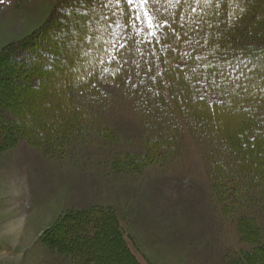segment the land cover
Listing matches in <instances>:
<instances>
[{"label":"trees","instance_id":"16d2710c","mask_svg":"<svg viewBox=\"0 0 264 264\" xmlns=\"http://www.w3.org/2000/svg\"><path fill=\"white\" fill-rule=\"evenodd\" d=\"M58 3L64 4L63 13L55 6L43 26L0 52L1 143L24 140L46 155H60L85 120L73 95L96 96L100 83L110 81L138 101L141 114L168 123L147 143L146 162L154 163L163 146L175 142L180 125L169 120L174 109L206 148L218 200L241 207L257 193L264 210V93L235 83L238 78L248 83L239 75L244 66L264 74V0H151L150 37L138 30L137 19L125 18V10L134 9L126 2ZM51 77L59 92L46 89L44 81ZM250 79L264 87L259 77ZM37 96L40 107L26 108L35 118L25 121L24 103ZM229 116L237 120L231 128ZM71 221L62 248L76 264H140L111 209L83 210ZM237 225L240 241L251 248L239 251L231 264H264L254 218L239 217Z\"/></svg>","mask_w":264,"mask_h":264},{"label":"rangeland","instance_id":"374dc122","mask_svg":"<svg viewBox=\"0 0 264 264\" xmlns=\"http://www.w3.org/2000/svg\"><path fill=\"white\" fill-rule=\"evenodd\" d=\"M57 1L0 0V52L43 26ZM132 7L143 16L137 19L138 30L150 37L146 5L136 0ZM64 30L66 37H73L72 28ZM113 30L119 35V22ZM44 85L59 92L53 77ZM99 88L98 95L84 100L73 95L85 120L60 155H46L24 140L0 141V264H76L63 251L62 237L68 235L64 229L76 213L96 207L113 211L140 264H231L239 251L251 248L240 241L237 219L242 216L254 218L257 240L264 245L259 195H251L255 199L241 207L218 200L206 148L194 138L189 123L173 109L169 120L180 125L175 142L164 145L154 163L146 162L147 143L168 123L141 114L138 101L115 83H100ZM30 104L39 108L40 98L24 108ZM22 116L25 121L35 118L27 109ZM261 158L264 162V153ZM15 180L18 191L11 188Z\"/></svg>","mask_w":264,"mask_h":264},{"label":"snow or ice","instance_id":"6c2138e0","mask_svg":"<svg viewBox=\"0 0 264 264\" xmlns=\"http://www.w3.org/2000/svg\"><path fill=\"white\" fill-rule=\"evenodd\" d=\"M115 2L119 5L122 2H126V6H131L133 3L136 2V0H115ZM151 2V0H139V3L142 5H149ZM57 11L59 13H63L65 11V7L63 3H58L56 5ZM115 14H113L114 17ZM132 16L133 20L136 19H143V16L140 15V13H138L136 11V9H132L131 13H129L127 10H125V18L127 19L128 16ZM114 22V19H113ZM234 68H237L239 66L237 65H233ZM240 76H243L248 83L244 84L242 81L239 80V78L237 79V81L235 82L237 84L238 87L243 88L244 91H247L249 87H253L255 86L257 88L258 91L264 93V87H261L260 85H256L254 82V79H250V77H259L261 81H264V74L262 73H258L255 71H252L251 69H249L247 66H244L242 68H240V72H239ZM200 99H204L203 96L200 97Z\"/></svg>","mask_w":264,"mask_h":264},{"label":"bare ground","instance_id":"6f19581e","mask_svg":"<svg viewBox=\"0 0 264 264\" xmlns=\"http://www.w3.org/2000/svg\"><path fill=\"white\" fill-rule=\"evenodd\" d=\"M235 121H237V120H235V119H232L230 116L227 118V123H228V125H229V128H231V127H234V125H235ZM18 184H19V180H15L13 183H12V189H13V191H18Z\"/></svg>","mask_w":264,"mask_h":264}]
</instances>
